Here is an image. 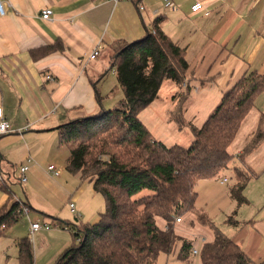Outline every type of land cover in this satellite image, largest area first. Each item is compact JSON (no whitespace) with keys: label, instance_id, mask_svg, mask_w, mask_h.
<instances>
[{"label":"crops","instance_id":"0c3cea01","mask_svg":"<svg viewBox=\"0 0 264 264\" xmlns=\"http://www.w3.org/2000/svg\"><path fill=\"white\" fill-rule=\"evenodd\" d=\"M199 1L210 11L208 16L192 12L195 0H176V10H164L162 0H1L5 13L0 14V109L13 132L0 137V173L3 175L0 209L14 200L25 203V211L29 212L24 219H27L29 233L31 223L35 222L70 231L60 225L61 221L69 222L60 218L61 207L68 202L77 223H83V219L84 223L99 220L103 207L98 215L85 219L83 206L78 204L77 207L71 200L79 201L88 191L93 202L101 194L94 191L92 183L81 181L79 174L67 170L70 150L60 145L58 127L93 115L102 107L110 108L113 98L109 95L115 90L119 93L118 100L123 98L115 84V71L111 69L113 51L120 43H132L145 37L157 17L153 15L154 10H162L158 15L161 17L159 26L172 41L186 49L190 66L198 53L204 63L209 49L215 47L223 66L215 74L218 78H229L222 85L225 89L220 92L217 103L223 92L243 75L252 71L264 75V0ZM139 5L144 10H139ZM45 8L53 10L51 20L42 18L41 11ZM198 30L200 37L195 41ZM56 42L64 44L63 52L33 55L34 51ZM97 47L100 55L90 59ZM195 91L199 92L197 88ZM262 116L264 89L254 97L253 106L229 147L234 155L229 168L220 178L202 180L204 185H223L219 198H215H218L219 209L229 206L225 219L232 229L229 237L257 264L264 260V140L253 152L243 154L244 147L259 129ZM51 164L61 171L59 177L48 171ZM21 165L29 166L26 184L19 181ZM236 168L255 174L244 190L247 203L240 206L230 195L237 181L231 172L235 174ZM14 178H18V182H14ZM229 216L240 225H229ZM20 222L0 239V264L18 262L20 239L12 240L9 236ZM162 227L165 228V224ZM44 232L31 235L41 237ZM59 235L60 232L56 233V237ZM58 238L65 240L57 243L62 252L69 246L70 238Z\"/></svg>","mask_w":264,"mask_h":264},{"label":"trees","instance_id":"16d2710c","mask_svg":"<svg viewBox=\"0 0 264 264\" xmlns=\"http://www.w3.org/2000/svg\"><path fill=\"white\" fill-rule=\"evenodd\" d=\"M157 16L145 37L120 43L111 57L123 98L114 108H101L93 115L58 127L59 142L70 150L67 170L81 181L93 184L105 199V211L95 223L61 221L72 231L73 245L64 249L54 264H156L164 253L179 248L178 258L193 264L194 244L178 234L177 219L192 214L214 234L199 251L201 264H257L240 246L221 231L207 213L196 207V186L202 180L220 178L234 155L229 147L253 106L256 94L264 89V75L255 71L243 75L224 92L220 103L201 128L189 124L193 140L188 147L167 146L151 135L139 113L155 99L167 81L177 86L172 113L182 129L183 111L191 94L186 49L172 41L160 28ZM65 50L56 42L34 51L46 56ZM185 84V85H184ZM253 138L244 147L248 155L264 140V116ZM236 184L230 195L238 205L247 203L244 190L255 175L235 170ZM148 192V194H143ZM11 198L13 194H10ZM14 200L0 209V239L4 238L29 211ZM161 219L165 228L157 224ZM229 225L240 222L228 217ZM19 264H35L34 247L28 237L18 242ZM195 255V254H194ZM258 264H264V260Z\"/></svg>","mask_w":264,"mask_h":264},{"label":"rangeland","instance_id":"374dc122","mask_svg":"<svg viewBox=\"0 0 264 264\" xmlns=\"http://www.w3.org/2000/svg\"><path fill=\"white\" fill-rule=\"evenodd\" d=\"M200 32V30L196 32V35L194 36L195 41H197V39L200 37ZM208 53L210 54L209 56L207 54L204 63H202L198 53V55L195 57L196 61L191 64L187 72V80L189 79L191 81L190 85L192 89L190 97L185 103L183 111L185 125L182 129L174 120H172L171 117L176 106V102H173L172 96L177 91V86L172 81H167L165 84H163L158 98L139 113L140 120L146 125L151 135L155 136L156 139L162 140L164 144L169 147L173 145L188 147L193 140V134L188 125L193 124L197 128H201L210 114L213 113L220 103H217L216 99L219 97L220 92L224 91L225 87L222 85H225L229 78L228 76L218 78L217 74H215L217 69L223 68V66H221L222 63H220V59L217 57L215 47L212 50L209 49ZM216 57L217 60L214 63ZM109 78L111 79V75ZM114 80L115 84L118 86L116 76ZM196 88L199 90V92L195 91ZM118 89L121 91L119 86ZM102 96L104 100H108L106 99L107 97L105 95ZM109 97L113 98L111 99V109L114 108L120 101L118 100V91L115 90L114 93L109 95ZM215 102L217 104H215ZM231 174H233L237 180L234 172H231ZM15 181L18 182V178H14V182ZM222 186L223 185L220 183H207L204 185V181H200L196 187V191H198L196 207L204 210L215 223V225L229 236L231 235L232 229L225 223L226 215L229 213V206H222L220 209L217 207L219 205L218 198L221 194ZM88 188L90 190V187ZM146 193L148 194V192H143V194ZM217 196L218 198L216 199L215 197ZM91 198V193L87 191L82 195V198L79 201L71 199L74 201L77 207L78 204L83 206L87 215L85 219H91L93 215H98V212L101 209L100 207H103L102 212L105 211L106 204L101 195H97L93 202H90ZM61 212V219L68 220L72 224H77L75 220V217L77 218V216L70 213L69 202L67 205L61 207ZM182 217V222L176 223V227L178 226L176 229L177 233L182 235V237H184L186 240L192 241L195 247H197V249L200 251L202 244L206 241V239L211 241L214 238L213 231L209 227L202 226L200 223H198L196 217L192 214H185ZM22 220L23 221L20 222L19 226L10 234L9 238L12 240H18L23 237H28L34 247L35 264H54L57 261V258L61 253L59 252L60 250L57 243H62L65 241L64 239L62 240L58 238L59 236H64L66 240L70 238L69 246L73 245V241H71L72 231H65L56 227H52V232L50 230L51 233L49 231L44 232V235L47 236V238L44 237V235L41 237L35 235V238H33V235L29 233V227L26 224L27 219L23 218ZM81 220L82 219H80V221ZM84 221L86 220L83 219L82 222L84 223ZM157 224L162 226L163 221L161 219H157ZM58 232H60L61 235L56 237V233ZM12 240L10 242H12ZM178 252L179 248L177 249L176 253L171 255L162 253L159 256L156 264H184V262L178 258ZM190 257L193 264H201L199 254H190ZM14 262L16 263V261ZM17 264H19V262H17Z\"/></svg>","mask_w":264,"mask_h":264},{"label":"built area","instance_id":"2783aa9c","mask_svg":"<svg viewBox=\"0 0 264 264\" xmlns=\"http://www.w3.org/2000/svg\"><path fill=\"white\" fill-rule=\"evenodd\" d=\"M114 2H118L121 0H112ZM131 1V0H130ZM132 1H136V0H132ZM164 10H176L177 9V4H176V0H162V6H161ZM139 10H144V7L141 5H139ZM191 10L193 13H203V15L208 16L210 14V11L207 10L206 6L199 0H195V2L192 4L191 6ZM5 13L4 10V6L0 0V14L3 15ZM162 10L161 9H156L153 11V15L158 16L161 15ZM41 16L44 20H51L52 16H53V10L51 8H45L41 11ZM100 55V48H95L93 50V52L90 54V59H95ZM50 78V77H48ZM13 132L12 128H11V124L10 122L5 118V116L2 113V110L0 109V137L6 134H9ZM29 170V166L28 165H21L19 167V181L21 184H26L27 182V172ZM48 171L51 172L55 177H59L61 174V171L59 169H57V167L53 164L48 166ZM3 180V175L2 173H0V181ZM227 180L224 179L223 182H226ZM70 207L73 209L74 208V204H70ZM177 223L182 222L181 218H178ZM52 229V226L48 223H39V222H35V223H31V233H36L38 231H49ZM193 254H199V250L197 248L193 249Z\"/></svg>","mask_w":264,"mask_h":264}]
</instances>
